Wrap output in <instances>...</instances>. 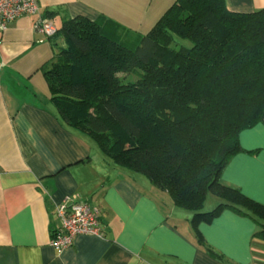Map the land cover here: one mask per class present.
I'll return each mask as SVG.
<instances>
[{"label":"crops","instance_id":"1","mask_svg":"<svg viewBox=\"0 0 264 264\" xmlns=\"http://www.w3.org/2000/svg\"><path fill=\"white\" fill-rule=\"evenodd\" d=\"M37 1L35 13L0 31V264H264L263 221L225 208L195 226L192 210L110 161L51 101L42 68L56 50L42 23L56 30L66 17L105 19L117 30L108 33L130 45L175 0ZM225 3L236 12L264 7V0ZM239 142L220 181L264 205V110ZM66 199L97 208L102 234H78L56 251V205Z\"/></svg>","mask_w":264,"mask_h":264},{"label":"trees","instance_id":"2","mask_svg":"<svg viewBox=\"0 0 264 264\" xmlns=\"http://www.w3.org/2000/svg\"><path fill=\"white\" fill-rule=\"evenodd\" d=\"M107 23L66 17L48 35L56 53L42 69L61 118L192 210L195 226L225 208L264 222L263 204L220 181L264 110V7L175 0L133 46ZM209 193L218 201L204 210Z\"/></svg>","mask_w":264,"mask_h":264},{"label":"built area","instance_id":"3","mask_svg":"<svg viewBox=\"0 0 264 264\" xmlns=\"http://www.w3.org/2000/svg\"><path fill=\"white\" fill-rule=\"evenodd\" d=\"M38 7L37 0H0V31L6 29L9 21L20 15L35 13ZM39 29L47 35L55 32L48 22L42 23ZM56 214L60 225L52 230L50 238V245L56 251L68 248L78 234H102L99 211L87 202H70L66 199L56 205Z\"/></svg>","mask_w":264,"mask_h":264},{"label":"rangeland","instance_id":"4","mask_svg":"<svg viewBox=\"0 0 264 264\" xmlns=\"http://www.w3.org/2000/svg\"><path fill=\"white\" fill-rule=\"evenodd\" d=\"M108 29H110V30H115V32L117 31L115 28H113V26H109V28ZM118 32L120 33V31L118 30ZM121 34V33H120ZM121 35H123V37H124V39H129L130 37L127 35V34H125V33H122ZM126 44H128L129 45V43H126ZM136 44V43H135ZM134 45V43H132V42H130V46H133ZM136 74H128L127 76H126V78H125V80L126 81H130V80H134V79H136ZM215 200H217L218 201V199H217V197H215V196H213L212 194H208L207 195V198H206V202H205V204H204V208H210V209H212L215 205H216V203L214 202Z\"/></svg>","mask_w":264,"mask_h":264}]
</instances>
